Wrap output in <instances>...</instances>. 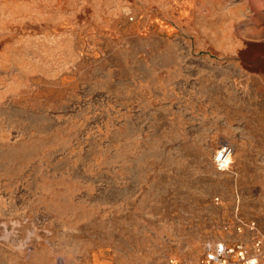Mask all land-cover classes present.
Here are the masks:
<instances>
[{
    "label": "rangeland",
    "instance_id": "rangeland-1",
    "mask_svg": "<svg viewBox=\"0 0 264 264\" xmlns=\"http://www.w3.org/2000/svg\"><path fill=\"white\" fill-rule=\"evenodd\" d=\"M260 235L264 0H0V264H201Z\"/></svg>",
    "mask_w": 264,
    "mask_h": 264
},
{
    "label": "built area",
    "instance_id": "built-area-1",
    "mask_svg": "<svg viewBox=\"0 0 264 264\" xmlns=\"http://www.w3.org/2000/svg\"><path fill=\"white\" fill-rule=\"evenodd\" d=\"M234 150L229 145L219 148L214 157V163L219 171H225L231 164ZM249 229H256L255 223ZM170 264H177L173 260ZM201 264H264V235L253 239L251 246L242 243L227 244L224 242L208 244Z\"/></svg>",
    "mask_w": 264,
    "mask_h": 264
}]
</instances>
